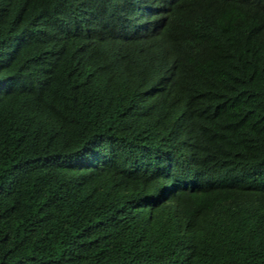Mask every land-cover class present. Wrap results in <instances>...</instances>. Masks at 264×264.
<instances>
[{
	"label": "trees",
	"instance_id": "obj_1",
	"mask_svg": "<svg viewBox=\"0 0 264 264\" xmlns=\"http://www.w3.org/2000/svg\"><path fill=\"white\" fill-rule=\"evenodd\" d=\"M0 264H264V0H0Z\"/></svg>",
	"mask_w": 264,
	"mask_h": 264
}]
</instances>
